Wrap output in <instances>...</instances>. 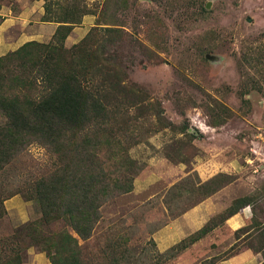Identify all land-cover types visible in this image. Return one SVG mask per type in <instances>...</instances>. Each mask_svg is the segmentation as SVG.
<instances>
[{"label": "rangeland", "instance_id": "374dc122", "mask_svg": "<svg viewBox=\"0 0 264 264\" xmlns=\"http://www.w3.org/2000/svg\"><path fill=\"white\" fill-rule=\"evenodd\" d=\"M85 1L92 6L103 0ZM207 1L210 8L202 12L199 5ZM43 3L0 0V48L5 42L14 50L28 40L51 39L55 24L40 21ZM129 5L122 17L123 28L142 46L132 48L126 43L123 49L132 60L127 61V80L144 87L150 100H158L174 126L153 131L159 126L152 116L134 131L135 143L123 141L132 190L102 206L92 236L81 243L89 264H108L103 261L107 243L125 237L129 238L130 264L161 260L154 234L203 200L208 204V218L237 197L250 196L254 205L264 203V0H129ZM94 23V16H84L67 37L66 47ZM206 54L217 58L210 61ZM216 103L232 113L213 127L209 120L218 112ZM3 121L0 113V124ZM118 158L107 160L110 171ZM55 161L48 147L29 143L0 172V194L26 192L30 183L55 168ZM215 174L228 182L200 200L205 189L198 186L199 181ZM184 181L198 193L185 190ZM16 195L8 202L9 213L0 219V250L19 225L32 221L40 234L49 235L64 224H45L38 203ZM244 210L249 218L253 206L240 211L242 215ZM259 211L258 205V217ZM233 241V232L224 223L161 264H203ZM252 254L247 251V256L216 264H264V247L254 254L256 259L251 260Z\"/></svg>", "mask_w": 264, "mask_h": 264}, {"label": "trees", "instance_id": "16d2710c", "mask_svg": "<svg viewBox=\"0 0 264 264\" xmlns=\"http://www.w3.org/2000/svg\"><path fill=\"white\" fill-rule=\"evenodd\" d=\"M43 5L40 21L56 24L51 39L28 40L0 55V113L4 117L0 124V172L31 142L56 155L55 168L30 183L26 192L0 194V219L7 213L4 200L19 193L25 201L38 203L45 224H64L49 235L40 234L32 221L19 225L3 242L0 264H20L21 252L30 246L45 252L49 264H89L81 243L92 236L102 206L132 190L133 176L126 172L123 141L135 143L138 134L134 131L152 116L159 126L153 131L174 124L165 118L158 100H150L144 87L127 80L132 60L123 49L126 43L132 48L142 46L123 28L129 0H103L92 6L85 0H44ZM199 8L207 12L204 4ZM87 15L94 16L95 23L66 47V38ZM216 107L215 118L209 120L213 127L223 124L232 113L224 104L216 103L214 110ZM186 130L187 126H182V131ZM117 155L112 172L106 162ZM226 182L216 174L199 181L198 186L205 189L200 200ZM183 186L198 193L187 181ZM252 201L250 196L233 199L200 228L159 252L162 259L153 264L174 257L249 205L253 206L252 215L232 230L234 241L203 264H216L246 250L257 254L264 247V203L254 205ZM128 244V237L111 239L104 248L103 261L130 264Z\"/></svg>", "mask_w": 264, "mask_h": 264}, {"label": "crops", "instance_id": "0c3cea01", "mask_svg": "<svg viewBox=\"0 0 264 264\" xmlns=\"http://www.w3.org/2000/svg\"><path fill=\"white\" fill-rule=\"evenodd\" d=\"M0 16L3 17V14L0 12ZM1 25V23H0ZM56 27V24H55ZM76 27V26H75ZM73 28V30L75 29ZM1 31V28H0ZM72 32V31H71ZM1 37V32H0ZM67 39V38H66ZM5 41H10L5 40ZM1 44V42H0ZM66 45V44H65ZM71 45V44H69ZM10 44H3L2 48H0V55L4 54L5 52L9 51ZM2 49V50H1ZM17 195H14L4 201V205L6 208L7 213H9V206L8 202L12 203L14 198ZM208 209V204L203 200L198 205L190 208L189 210L182 213L180 216L176 217L174 220L166 223L165 225L161 226L156 235L154 234V241H157L158 244V250L159 252H163L169 247H171L173 244L181 240L183 237L187 236L188 233H192L193 231L200 228L209 218V216H206ZM247 211V210H246ZM6 213V214H7ZM204 216H206L204 218ZM247 214L245 210L243 211V215L239 212L235 215L231 216L229 219L226 220L227 226L231 230H235L239 227H241L244 223V221L247 219ZM246 218V219H245ZM245 219V220H244ZM198 223L197 226H195ZM216 229V228H215ZM188 230V233L186 232ZM159 241V242H158ZM247 251L241 252L238 254L240 257L247 256ZM22 254V261L20 264H49L48 256L45 252H42L40 250L35 249L34 246H30L24 251L21 252ZM237 255V256H238ZM237 256L232 257L230 259H235ZM228 259V260H230ZM250 259V258H248ZM256 259V255L252 254L251 260ZM228 260L221 261L220 263H224Z\"/></svg>", "mask_w": 264, "mask_h": 264}, {"label": "water", "instance_id": "95a60500", "mask_svg": "<svg viewBox=\"0 0 264 264\" xmlns=\"http://www.w3.org/2000/svg\"><path fill=\"white\" fill-rule=\"evenodd\" d=\"M211 5V1H207L205 4L206 9H209ZM206 58L210 61L216 60V56L215 55H210V54H206Z\"/></svg>", "mask_w": 264, "mask_h": 264}]
</instances>
